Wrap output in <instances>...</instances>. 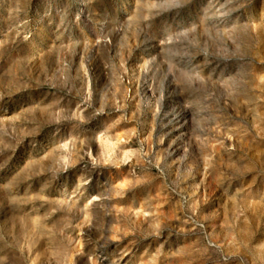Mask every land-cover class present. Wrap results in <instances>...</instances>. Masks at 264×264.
Returning <instances> with one entry per match:
<instances>
[{
  "label": "rangeland",
  "instance_id": "374dc122",
  "mask_svg": "<svg viewBox=\"0 0 264 264\" xmlns=\"http://www.w3.org/2000/svg\"><path fill=\"white\" fill-rule=\"evenodd\" d=\"M0 264H264V0H0Z\"/></svg>",
  "mask_w": 264,
  "mask_h": 264
}]
</instances>
